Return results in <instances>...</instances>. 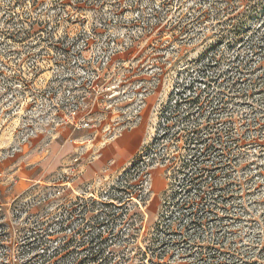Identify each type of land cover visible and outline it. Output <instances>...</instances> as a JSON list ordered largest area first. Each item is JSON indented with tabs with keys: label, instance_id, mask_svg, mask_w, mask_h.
I'll use <instances>...</instances> for the list:
<instances>
[{
	"label": "rangeland",
	"instance_id": "obj_1",
	"mask_svg": "<svg viewBox=\"0 0 264 264\" xmlns=\"http://www.w3.org/2000/svg\"><path fill=\"white\" fill-rule=\"evenodd\" d=\"M17 157L0 264H264V0H0Z\"/></svg>",
	"mask_w": 264,
	"mask_h": 264
},
{
	"label": "crops",
	"instance_id": "obj_2",
	"mask_svg": "<svg viewBox=\"0 0 264 264\" xmlns=\"http://www.w3.org/2000/svg\"><path fill=\"white\" fill-rule=\"evenodd\" d=\"M124 142V143H123ZM139 145V136L130 135L128 138L122 140V135L110 145L109 153L104 156L107 157L109 167L113 169H122V161L130 160L133 157L137 147ZM31 163L22 164L21 160L5 159L0 162V196L2 199L12 197L16 193H20L27 189L30 185L40 182L38 178H33V171L26 167ZM38 166L42 167V177L48 173L50 168V162L48 159L38 163ZM33 179V180H32ZM15 182V186H10L11 181Z\"/></svg>",
	"mask_w": 264,
	"mask_h": 264
}]
</instances>
